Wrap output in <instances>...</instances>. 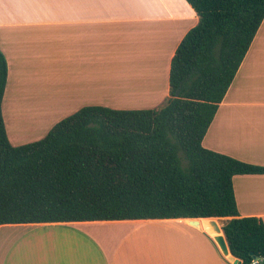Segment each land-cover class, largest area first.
I'll list each match as a JSON object with an SVG mask.
<instances>
[{"label":"crops","instance_id":"crops-1","mask_svg":"<svg viewBox=\"0 0 264 264\" xmlns=\"http://www.w3.org/2000/svg\"><path fill=\"white\" fill-rule=\"evenodd\" d=\"M197 20L186 0H0L4 124L7 117L11 127L13 114L35 106L68 101L79 108L160 104L169 96L171 57ZM96 82L113 85L104 88L112 97L124 83L136 95L118 97L124 106H117L110 96L96 98ZM201 144L264 166V18ZM232 186L239 216L264 223V173L236 174ZM202 219L0 224V264H232ZM111 227L118 233L113 238L105 235Z\"/></svg>","mask_w":264,"mask_h":264},{"label":"trees","instance_id":"trees-1","mask_svg":"<svg viewBox=\"0 0 264 264\" xmlns=\"http://www.w3.org/2000/svg\"><path fill=\"white\" fill-rule=\"evenodd\" d=\"M197 23L170 60L160 107L85 105L40 139L12 145L2 116L0 224L230 217L221 226L242 264H264V223L239 216L232 177L264 173L201 141L264 18V0H186Z\"/></svg>","mask_w":264,"mask_h":264},{"label":"rangeland","instance_id":"rangeland-1","mask_svg":"<svg viewBox=\"0 0 264 264\" xmlns=\"http://www.w3.org/2000/svg\"><path fill=\"white\" fill-rule=\"evenodd\" d=\"M97 83L98 82H96V87H95V94L97 96L96 98L101 100L105 96H110L108 98L110 102L115 103V105L117 106H124V105H119L121 103L115 102L117 98L112 97L111 94L113 92L105 91L107 87H112L113 85L111 86L108 83H98L100 84L99 86L97 85ZM57 97H64V96L62 94L60 96L59 94ZM146 102H150V100L148 99L146 100ZM163 103L164 101H162L160 104L154 103L153 106L158 108ZM128 105H130V107H126ZM134 105L135 104H126L125 107H113V106H109V107L122 108V109L148 108V107H133ZM76 106H77L76 102L71 103L70 101H68V103H63V105L57 104V105H53L52 107H48L45 110L41 109L39 111L37 106H35L34 108H31L30 111H28V113H22L17 115L13 114L14 119L12 121L11 127H9L10 124L6 117L5 125L10 142L14 145L17 144L19 145L42 138L57 121L78 110L79 107ZM30 126H33L35 129L29 130L28 128ZM218 221L222 224L224 223L223 220H218ZM112 229H115V227H111L109 231L106 230L107 232L105 233V235H110L112 236V238L117 236L118 234L117 231L115 232Z\"/></svg>","mask_w":264,"mask_h":264},{"label":"water","instance_id":"water-1","mask_svg":"<svg viewBox=\"0 0 264 264\" xmlns=\"http://www.w3.org/2000/svg\"><path fill=\"white\" fill-rule=\"evenodd\" d=\"M209 221H207V225L209 226V230L213 233L214 240L216 241L217 245L219 246L222 254L226 257L228 261H230L232 264H242L241 259L233 256L227 246L224 234L222 232L221 226L222 223H220L215 218H208ZM190 223L192 225L197 226L199 224V221L194 219L190 220ZM208 231V230H207ZM209 232V231H208ZM210 233V232H209ZM252 264H259L258 262H254Z\"/></svg>","mask_w":264,"mask_h":264},{"label":"bare ground","instance_id":"bare-ground-1","mask_svg":"<svg viewBox=\"0 0 264 264\" xmlns=\"http://www.w3.org/2000/svg\"><path fill=\"white\" fill-rule=\"evenodd\" d=\"M121 77H122V75L120 76V79H121ZM116 78H117V76H116ZM129 84H131V83H129ZM133 88H134V86L132 84L130 86L128 85V83L120 84L117 87L116 94H115L114 98H118V96H121L123 98V97H128V96H131V95H136L135 93H131L132 90H130V89H133ZM115 89H116V87H115ZM123 90H128V91L125 92ZM116 100H119V99H116ZM121 100H123V99H121ZM126 102L127 103H134V102H131V101H126ZM207 221H209L208 218L202 219L201 220V224L213 235V233L209 230V226L207 225Z\"/></svg>","mask_w":264,"mask_h":264},{"label":"built area","instance_id":"built-area-1","mask_svg":"<svg viewBox=\"0 0 264 264\" xmlns=\"http://www.w3.org/2000/svg\"><path fill=\"white\" fill-rule=\"evenodd\" d=\"M254 262H258V261H257V260H253V261L251 262V264L254 263Z\"/></svg>","mask_w":264,"mask_h":264}]
</instances>
